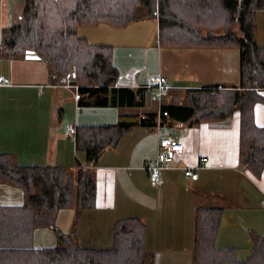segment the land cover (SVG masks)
<instances>
[{
  "label": "crops",
  "instance_id": "1",
  "mask_svg": "<svg viewBox=\"0 0 264 264\" xmlns=\"http://www.w3.org/2000/svg\"><path fill=\"white\" fill-rule=\"evenodd\" d=\"M24 4L25 0H0V40L2 30L22 16ZM148 21L152 37L141 29ZM77 33L92 44L113 46L119 87H147L160 76L167 78L170 88L240 83L239 49L162 47L157 17L123 27L80 26ZM0 78L4 79L0 83V153L11 154L19 165H60L72 174L83 164L96 180L95 207L61 208L55 216L57 227L72 234L82 247L109 249L114 244L115 222L140 218L154 264H193L194 218L200 207L222 209L215 243L236 248L238 258H246L254 247L252 230L264 235L258 226L259 218L264 219V171L257 176L241 163L239 114L192 125L137 126L115 147L106 148L96 163L86 164L79 160L77 126L115 124L126 114L124 108L80 107L77 87L54 79L50 65L35 52L0 57ZM18 96L24 99L18 101ZM32 97L46 101L45 105L33 107ZM255 122L264 127V103L255 106ZM174 129H178L176 136ZM165 138L183 143L184 148L171 165L162 168L161 184L152 187L145 165L156 158ZM202 157L207 162H200ZM185 167L195 168L198 178L186 177ZM136 177L144 183L139 185ZM13 187L0 182V206L25 203L23 190ZM33 239L37 249L58 245L56 231L45 225L35 229Z\"/></svg>",
  "mask_w": 264,
  "mask_h": 264
},
{
  "label": "trees",
  "instance_id": "2",
  "mask_svg": "<svg viewBox=\"0 0 264 264\" xmlns=\"http://www.w3.org/2000/svg\"><path fill=\"white\" fill-rule=\"evenodd\" d=\"M262 9L264 0H25L22 16L1 32L0 57L35 52L50 65L54 79L77 87L80 107L143 110L121 114L115 124L77 126L76 147L86 164L96 163L106 148L115 147L137 126L217 122L237 113L241 163L258 176L264 171V127L255 122V106L264 103V46L256 37V16ZM151 17L158 18L162 47L239 49V85L173 87L158 108L146 110L152 100L149 88L117 85L113 46L92 44L77 30L101 23L123 27ZM78 168L72 174L60 165H19L11 154L0 153V182L25 195L22 206H0V264H154L140 218L117 220L109 249L82 247L57 227L61 208L96 206V180L83 164ZM221 216V208H197L193 264H264L262 235L253 233L255 245L243 259L236 248L216 246ZM42 225L56 231L58 245L34 247V231Z\"/></svg>",
  "mask_w": 264,
  "mask_h": 264
},
{
  "label": "built area",
  "instance_id": "3",
  "mask_svg": "<svg viewBox=\"0 0 264 264\" xmlns=\"http://www.w3.org/2000/svg\"><path fill=\"white\" fill-rule=\"evenodd\" d=\"M4 79L0 78V83ZM150 90V97L155 102H161L164 95L167 94L170 89L168 80L164 76L156 77L153 79L151 84L147 86ZM72 132L69 130L67 133ZM184 148L183 143L174 139L165 138L160 141L159 152L155 159L150 160L146 163V170L148 171L150 183L152 187H157L162 182L161 170L164 167L171 165L175 161L176 153L182 151ZM200 162H207L206 157H202ZM195 168L185 167L184 174L186 177L196 180L198 173L194 172ZM264 204V202H263Z\"/></svg>",
  "mask_w": 264,
  "mask_h": 264
},
{
  "label": "rangeland",
  "instance_id": "4",
  "mask_svg": "<svg viewBox=\"0 0 264 264\" xmlns=\"http://www.w3.org/2000/svg\"><path fill=\"white\" fill-rule=\"evenodd\" d=\"M141 26H142L141 29L146 33V35L148 37H152L153 36V28H152V23L150 21L145 22V23H142ZM256 31H257V36L256 37H257L258 44L260 43V45L263 46L264 45V9H262L261 11H258L257 12V16H256ZM18 98H19L18 99V101H19L21 99H24V96H21V97L18 96ZM31 102L33 104V107L35 105H42V106H44L45 103H46V101L44 103V100H41L40 98H36V97H32L31 98ZM160 103L161 102H155V101L150 100V104H149L148 108H146V110H148V111L154 110V109L158 108V106L160 105ZM11 104H12V102H10L9 105H11ZM124 110H125V113L126 114H136V113H141L143 111V110L138 109V108H124ZM177 130L178 129H176V130L174 129L173 130L175 136L177 135ZM106 154H107L106 158H107V161H108V151H107ZM79 160L82 161V162H85L86 161V157H85V154L83 152H80ZM145 169H146V166H145ZM136 179H137L139 185H142L144 183V181L140 177H136ZM5 184H8V183H5ZM150 184L148 182L149 187H150ZM8 186L13 187V185H10V184H8ZM179 191L180 190H178V189L175 190V194H176L177 197H179ZM179 201L180 200L178 198L177 199V202H179ZM248 221L249 222H254V223L256 222V220H254V221L248 220ZM241 222H242V226H243L244 225L243 220H241ZM194 224H195V222H194ZM258 226L259 227H262V229H264V219L263 218H259V224H258ZM252 233L261 235L256 230H252ZM262 236H264V235H262ZM193 244H194V240H193ZM220 248H224V247H220ZM98 249H101V248H98ZM192 252H193V250H192Z\"/></svg>",
  "mask_w": 264,
  "mask_h": 264
},
{
  "label": "bare ground",
  "instance_id": "5",
  "mask_svg": "<svg viewBox=\"0 0 264 264\" xmlns=\"http://www.w3.org/2000/svg\"><path fill=\"white\" fill-rule=\"evenodd\" d=\"M193 256V255H192Z\"/></svg>",
  "mask_w": 264,
  "mask_h": 264
}]
</instances>
